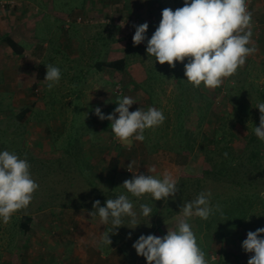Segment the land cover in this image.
I'll use <instances>...</instances> for the list:
<instances>
[{"label":"rangeland","instance_id":"1","mask_svg":"<svg viewBox=\"0 0 264 264\" xmlns=\"http://www.w3.org/2000/svg\"><path fill=\"white\" fill-rule=\"evenodd\" d=\"M0 2V151L26 159L32 178L39 184L26 210L18 211L7 224L0 220V264H147L144 257L133 252L132 236L136 233L129 231L134 227L131 218L124 217L123 226L110 233V221L104 225L98 214L89 215L94 211L93 202L105 203L104 194L111 191L134 200L133 211L140 223L132 228L136 232L142 230L140 204L159 208L164 224L151 234L163 237L168 229L175 230L183 218L176 209L169 214L179 203L182 188L184 193L192 189L196 193L210 191V205L218 204L223 213L217 211L207 220L187 218L208 264H247L253 253L240 252L242 242L248 231L264 227V172H257L248 163V142L259 126L256 105L264 102L262 25L252 16L251 40L257 52L221 87L210 90L203 84L196 88L188 83L184 64L177 62L173 69L155 62L146 53L147 40L133 45L134 26L147 22L146 37L150 38L162 10L182 7L184 0ZM253 5L254 0H247L249 12ZM24 20L28 22L24 24ZM22 28L26 29V40L21 37ZM19 40L23 46L18 45ZM44 44L48 47L44 48ZM119 60L126 61L123 71L107 66L97 71L94 68L97 63ZM41 62L63 64L65 82L48 89L44 82L37 81L34 68ZM18 73L24 75L19 82L9 80L10 74ZM83 74L94 80L85 89L83 81H79ZM66 86L70 92L65 91ZM14 88L16 93L9 92ZM80 89L90 96L85 104L77 101L79 96L82 98ZM124 96L137 102L130 111L155 107L166 117L160 126L145 130L143 142L132 139L121 143L111 132V122L95 115L96 107L104 115L113 113L118 107L116 102ZM24 107L30 108L31 114L22 123L18 115ZM180 123L187 135H179ZM214 131L233 149L227 152L242 161V178L236 173L229 174V178L212 174L214 165L227 158L211 153ZM190 135L197 142L191 139L194 148L186 156L179 152L178 143H185L184 138ZM204 140L209 142L206 150L201 146ZM259 146V166L264 167V141ZM118 154L117 172H112V158ZM131 162L132 172L127 168ZM149 168L156 171L149 173ZM165 172L173 175L179 188L175 197L166 201H152L150 194L136 198L122 186L134 173L163 179ZM187 179L192 180L189 186L185 185ZM235 180L241 184L235 185ZM97 192L102 195H95ZM49 199H53V205L47 203ZM24 215L33 219L28 233L20 227V217ZM168 215L171 216L164 220ZM105 232L110 233L111 245L100 242ZM124 243L129 248L126 254L120 249Z\"/></svg>","mask_w":264,"mask_h":264},{"label":"clouds","instance_id":"2","mask_svg":"<svg viewBox=\"0 0 264 264\" xmlns=\"http://www.w3.org/2000/svg\"><path fill=\"white\" fill-rule=\"evenodd\" d=\"M134 27V46L147 40L146 53L154 57L155 62L167 64L173 69L177 62L184 64V76L196 88L202 84L210 90L221 87L225 79L234 76L245 65L247 58L257 52L251 40L252 14L247 9V0H184L182 7L162 10L159 25L150 38L146 37L147 22ZM186 59L187 63H184ZM44 79L47 88L52 89L61 79L60 69L49 64ZM116 103L118 107L111 114L104 115L99 107L94 112L100 120L111 122V132L121 143L132 139L143 142L145 130L160 126L166 119L164 113L155 107L130 111L137 102L129 96L118 99ZM256 108L260 116L254 133L264 141V102H259ZM133 163L127 166L130 172ZM30 167L26 159L19 158L15 153L0 151V220L5 224L18 211L29 207L39 189ZM155 171V168L148 169L149 173ZM122 186L136 198L150 194L154 201H166L179 191L177 181L170 172H165L163 179L151 174L134 173L133 178L125 180ZM210 197V191L201 192L194 200L185 202L180 210L183 218L178 220L176 229H168L165 236L141 235L132 245L137 255L144 257L147 264H208L187 218L195 216L207 220L221 211L218 204L215 207L210 205ZM100 204L99 200L94 201V211L89 215L95 217L98 214L104 225L110 221L113 226L110 233L123 226L124 217L131 218L130 223L134 225L131 228L140 224L128 196L121 194L115 199H107L103 207ZM139 207L141 216H151L149 205L142 203ZM110 233H102V244L111 245ZM262 234L264 227L248 231L247 238L242 242L243 250L253 253L247 264H264Z\"/></svg>","mask_w":264,"mask_h":264},{"label":"trees","instance_id":"3","mask_svg":"<svg viewBox=\"0 0 264 264\" xmlns=\"http://www.w3.org/2000/svg\"><path fill=\"white\" fill-rule=\"evenodd\" d=\"M5 39L7 40V38H5ZM0 42H1V40H0ZM104 66H107V67L112 68V69H118V70L123 71L126 67V61L125 60H119V61H112L110 63H97L94 68H98L99 70H101ZM45 73H46L45 66L44 65L39 66L38 79L43 80ZM30 114H31V109L22 110L18 115L19 121L22 123L26 122ZM199 120H202V117H200ZM198 126H202V123L198 124ZM185 129H186L185 126L180 123L179 135L183 134V132H184V134H186L187 130H185ZM214 132H215L214 139L211 140V144L214 145V150L211 153L212 154L218 153L219 155H224V153H227L228 155L226 156L227 158L221 160L218 164L214 165V171H212V174H214V176L216 178H218V177L229 178V177H231V176H229V174L232 173V175H234L236 173L240 178H242L241 171H240V168H241L240 166L242 164V161H238L236 158L234 159L232 156V153L227 152L228 150L231 151L233 149L231 148V146H229L226 143L227 142L226 139H224L222 137L220 139L217 138L218 132L217 131H214ZM184 139L186 140L185 143H183V142L178 143V147L180 149V151L179 150L178 151L186 154V156H189V154L193 151V148H194L193 144L197 142V139H196V137L193 138L192 135L187 136V138H184ZM191 139L194 143L191 141ZM260 142H261V140L258 137H256L255 133H253L251 135L250 141L248 142L249 146L251 147L250 157L248 159V163L252 167L257 169V172H259L260 170H261V172H264V167H262L261 165L259 166V161H260L259 158H260V152H261L260 146H259ZM208 143L209 142L208 141L206 142L205 140H204V142L201 143V146L203 147L204 150H206L209 147ZM112 160L113 161H112V166H111L112 170L111 171L117 172L118 164L120 162V154L113 157ZM79 162H80V160H79ZM186 181L187 182L185 183V185H187V186L191 185L192 180L187 179ZM199 183H200V181H197V184H199ZM234 184L240 185L241 183H239V182L237 183L235 180ZM101 193L102 192H97L95 195H97V194L102 195ZM199 194H200V192L196 193V189H195V191L192 189L190 192L184 193L183 188H182V191L180 190V193H178L179 203L177 205H175L173 207V209L170 210L169 214L173 215L172 213H174L176 211H177L176 214L181 213L179 211L180 209L177 210V208H179V206H182L185 202L194 200ZM118 196L119 195L116 194V192H114V191H111V192H108L107 194H104L105 199H115ZM52 200L53 199H51V200L49 199V201L47 203L49 205H53ZM151 200L153 201V199H151ZM132 201H134V200H132ZM102 202H101L100 206L103 207V206H105V203H102ZM45 204L46 203L44 202V204L41 205L40 208L44 207ZM175 209H176V211H175ZM139 212H140V210H139ZM171 215L164 217L165 218L164 220H167ZM161 216H162V213L159 212V208H153L151 216L143 217L142 223H141V229H142L141 231L136 232L135 229H132V228L129 229V231L136 233L135 235L132 236L133 241L134 240L136 241L141 235H145V236L148 235L147 232H149V231L151 234L157 226L161 227V225L164 224L163 223L164 221H162V219H160V218H162ZM157 218H158V220L159 219L160 220L158 221ZM32 220L33 219L30 215H24V216L20 217V227H21V230L23 233L29 232ZM155 221L157 224L155 223ZM162 228H158L157 230L162 229ZM125 230H127V228ZM120 249L125 253V249L127 250L129 248L125 244V246L124 247L122 246ZM240 250H241L240 252H245L243 249H240ZM133 252L136 256L137 253H136L135 249L133 250ZM235 252L239 253V251H235ZM130 253H131V251H130ZM130 253H127V255L130 256Z\"/></svg>","mask_w":264,"mask_h":264},{"label":"crops","instance_id":"4","mask_svg":"<svg viewBox=\"0 0 264 264\" xmlns=\"http://www.w3.org/2000/svg\"><path fill=\"white\" fill-rule=\"evenodd\" d=\"M256 11L258 12V16L257 15H255V13H256ZM251 12V14H252V16H253V21L254 22H256L255 20H257V23H260L261 25H262V27L264 28V0H254V5H253V7H252V10L250 11ZM254 16H256L255 17V19H254ZM22 22H24V24H26L28 21H26V20H24V21H22ZM261 32H263L264 33V29H263V31H260V33ZM21 33H22V35H21V37H23V38H25L24 40H26V29L25 28H22V30H21ZM29 37H30V35H29ZM1 39V38H0ZM14 39V38H13ZM15 40V39H14ZM18 45L20 46V45H22L21 44V40H19L18 42ZM23 46V45H22ZM44 46V48H47L48 47V45H46V44H44L43 45ZM47 46V47H46ZM2 46L0 45V48H1ZM63 49L65 50V52H67V47H66V45H65V47L63 46ZM26 49L24 48V51H23V53H26ZM62 53H64V51L62 52ZM68 54V53H67ZM25 57H26V55L25 54H23ZM21 58V57H20ZM19 58V60L21 61L22 59H20ZM71 58H72V60H74V56L73 55H71ZM121 58V57H120ZM6 64H8V63H6ZM49 64H51V65H53V66H55L56 65V67H58L59 69H60V71H61V79H60V81H59V83H62V82H65V80H66V78H65V76H66V74H65V72H64V68L62 67V65L63 64H61V63H54V62H51V63H48V65ZM41 65H44L45 66V68L47 69V64H45V63H39L35 68H34V72H35V79L38 81H40V83H42V82H44V85H47V81H45V79L43 78V80H40V79H38V70H39V66H41ZM96 69V71L97 70H99L98 68H95ZM119 71H121V70H119ZM84 75H86V74H83L82 75V77H80V79H79V81L80 80H82L83 81V86H84V89L85 88H87L88 87V84H89V82H93L94 80L92 79V77H89V76H87V77H85ZM24 77V75L23 74H19L18 73V75H9V80L11 81V79L13 80V81H15L16 83L17 82H19L20 80H21V78H23ZM65 78V79H64ZM144 79H146V77L144 78ZM140 81H143V79H141ZM81 86V85H80ZM44 87H46V86H44ZM84 89H80V90H82V94H81V97L82 98H80V96H79V99L80 100H77L78 99V96H76V100L77 101H80L82 104H85L87 101L85 100V99H89V95H86V92H85V90ZM16 90L17 89H12L11 91H9V92H11L12 94H14V93H16ZM65 91L66 92H70L71 91V89H70V87H67L66 86V89H65ZM23 109H30V108H27V107H24ZM15 264H20V262H15Z\"/></svg>","mask_w":264,"mask_h":264},{"label":"built area","instance_id":"5","mask_svg":"<svg viewBox=\"0 0 264 264\" xmlns=\"http://www.w3.org/2000/svg\"><path fill=\"white\" fill-rule=\"evenodd\" d=\"M0 4H1V2H0Z\"/></svg>","mask_w":264,"mask_h":264}]
</instances>
